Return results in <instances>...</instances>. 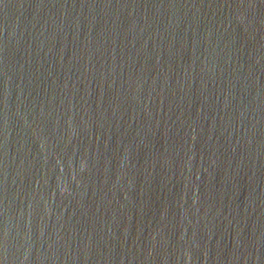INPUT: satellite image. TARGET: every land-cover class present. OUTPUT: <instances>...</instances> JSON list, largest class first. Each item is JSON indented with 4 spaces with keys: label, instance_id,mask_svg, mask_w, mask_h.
I'll return each mask as SVG.
<instances>
[{
    "label": "water",
    "instance_id": "water-1",
    "mask_svg": "<svg viewBox=\"0 0 264 264\" xmlns=\"http://www.w3.org/2000/svg\"><path fill=\"white\" fill-rule=\"evenodd\" d=\"M0 264H264V0H0Z\"/></svg>",
    "mask_w": 264,
    "mask_h": 264
}]
</instances>
